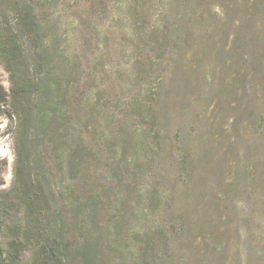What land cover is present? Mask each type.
<instances>
[{
    "label": "rangeland",
    "instance_id": "obj_1",
    "mask_svg": "<svg viewBox=\"0 0 264 264\" xmlns=\"http://www.w3.org/2000/svg\"><path fill=\"white\" fill-rule=\"evenodd\" d=\"M0 226L19 264H264V0H0Z\"/></svg>",
    "mask_w": 264,
    "mask_h": 264
},
{
    "label": "trees",
    "instance_id": "obj_2",
    "mask_svg": "<svg viewBox=\"0 0 264 264\" xmlns=\"http://www.w3.org/2000/svg\"><path fill=\"white\" fill-rule=\"evenodd\" d=\"M20 3H22L23 6L28 10V16H29L28 21L30 23L36 25V20H35L34 14L32 13L31 6L30 5H26L24 1H22V2L20 1ZM19 191H21V189ZM19 191H17V192H19ZM10 192L11 191H9L7 194H9ZM12 192H14V190H12ZM20 200H18V199L16 200L15 199L14 200L15 204L19 205L20 203H23ZM2 223H5V220ZM6 226L8 228H11V226L14 227V229L17 230L16 237H20V234L18 232H21L22 233V238L24 236V237L27 238V240H29V235L28 234L34 228V225L31 224V221L27 217H23V218L15 221L14 225L7 224ZM22 241L23 240L17 241L18 242V244H17V242H15V240H11L10 245L12 247H14L16 244L17 245H22ZM44 246H46V245H44ZM0 264H19V263L17 261H14V259L10 256L9 251L6 254H4V252L0 251Z\"/></svg>",
    "mask_w": 264,
    "mask_h": 264
}]
</instances>
